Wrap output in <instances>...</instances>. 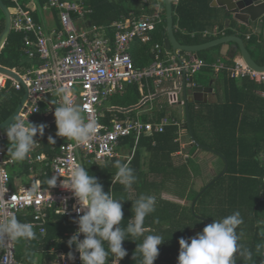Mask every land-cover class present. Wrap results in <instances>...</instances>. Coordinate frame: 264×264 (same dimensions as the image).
<instances>
[{
  "label": "trees",
  "instance_id": "trees-1",
  "mask_svg": "<svg viewBox=\"0 0 264 264\" xmlns=\"http://www.w3.org/2000/svg\"><path fill=\"white\" fill-rule=\"evenodd\" d=\"M4 2L8 7L11 6L10 0H4ZM130 2L138 3L141 0H87L89 6L93 8V13L89 15V24H108L132 11L140 15L150 5L149 2L144 1L142 9L128 8L127 3ZM212 2L213 0H179L176 3L173 0L174 28L179 41L188 45H199L237 33L235 30L234 32L230 29L225 30V20L232 15L226 10L224 11L227 13H223L221 9L212 6ZM39 4L47 6V0H39ZM32 14L36 20H40L37 14L34 12ZM166 25L159 26L152 33L150 42L144 43L136 40L133 43L131 55L136 68H143L150 64L154 57L152 49L156 44L165 45L168 35ZM5 26V17L0 9V35ZM216 27L220 29L217 35L203 36L204 31L214 32ZM252 28H248L250 35L245 31L242 38L253 58L263 65V35L258 31L255 33ZM24 36L23 32L11 31L6 45L0 52L1 65L16 68L20 72H24L26 67L31 66L25 52ZM220 48L221 46H217L197 53L187 52L185 56L190 58L198 56L208 63L221 59L226 64H231L232 60L229 58L213 55L212 52H220ZM213 73V70L207 67L198 72V77L194 78L197 86L207 87L211 84L218 96L216 102L189 103L188 112L194 139L187 126V108L183 105L185 107L183 111L182 105L171 103L168 93H161L164 92L163 90L156 92L152 80L149 88H145V93L148 94L151 88L152 92H156L154 95L160 94L157 98L152 97L137 110L127 113L111 111L110 108L105 110L107 120L114 116L120 118L129 116L135 120L140 119L154 124L159 123L162 118L173 120L162 132L132 133L120 141L121 145L124 144L130 149L135 148L131 166H129L136 177L131 188H126L115 179L117 168L114 165L118 161L116 158L105 164L88 163L84 165L90 175L98 178L105 192L109 191L115 199L125 200L122 202L124 219L120 225L123 229H126L129 222L134 219L132 205L141 195L168 193L185 201V203H177L173 200L162 199L160 203L155 204V211L145 218L144 236L160 235L165 240L158 246L160 252L154 264H178L180 238L189 239L196 233L202 232L203 228L215 219L222 220L237 211L243 220L237 228L239 243L251 252L250 259L236 256L237 264H264V84H258L249 78H243L238 82L239 80L230 78L226 70H219L216 78H213ZM175 86L174 82L166 81L163 87L170 89ZM23 89L4 90L0 98V123L8 119L16 110L23 98ZM142 100L143 93L139 85L130 84L127 85L123 94L110 97L107 104L128 108ZM42 107L43 111L50 108L48 103H43ZM38 116L35 115L33 118V122L37 125H39ZM44 119H40V124H46V128L56 134L55 121L46 123ZM182 120H186V130L188 128L185 136L178 134L179 126L174 123V121L181 122ZM195 129H199L200 137L197 136ZM55 134L41 137L42 143H46L50 148L54 147L52 151L50 149L52 158L59 153L61 145L66 141L65 139L63 142V138ZM49 136H52L55 142H49ZM182 136L192 144L189 153H186L188 158H183L182 153L178 154L182 151V141H184V138L181 139ZM4 145L7 155L10 156L7 151L9 141ZM200 148L210 151L222 160L223 169L214 178L223 172L225 160L228 161L227 172L211 185L208 184L214 178L203 186L198 185L200 182L203 183V171L193 155ZM144 153L147 165L145 169L141 168ZM28 162L29 156L23 162H16L14 166H24V170L30 174ZM9 170L11 183L15 186L13 169ZM39 172H43L41 174L43 180L46 178L49 180V167ZM47 182L44 181V184L46 185ZM194 201L196 204L193 208ZM199 202L201 204L198 207ZM200 206L202 212L199 211ZM69 219L67 216L48 210L46 234L41 236L40 232L35 230L34 239H22L32 251L27 254L28 256L18 254V258L22 259L25 264H34L35 251H40L43 255L42 264H52L60 249L66 251L73 249L75 245L70 249L67 243L69 237L66 236V233L72 230ZM144 236L134 238L129 235L126 237L123 246L128 254L120 261V264H142V255L136 248L137 244L143 241ZM104 246L107 249L106 243ZM108 259H113L111 253ZM106 264L109 263L106 262Z\"/></svg>",
  "mask_w": 264,
  "mask_h": 264
},
{
  "label": "built area",
  "instance_id": "built-area-1",
  "mask_svg": "<svg viewBox=\"0 0 264 264\" xmlns=\"http://www.w3.org/2000/svg\"><path fill=\"white\" fill-rule=\"evenodd\" d=\"M145 1L150 5L142 14L137 15L132 11L111 23L97 25L89 24L93 8L87 0H47V7L57 11L59 20L58 27L47 28L44 22L35 19L33 11L21 0H10L11 6L8 8L11 12V30L25 34V52L29 62H32L24 72L11 68L21 76L29 89L27 102L15 121L23 119L25 123H34L35 115L49 116L53 111L52 105L56 108L62 102L56 89L64 86L72 96L74 105L82 109L85 122L96 121L97 132L84 145L77 146L75 141L67 139L52 160L42 154L29 155L31 171L34 170V163L39 162L50 168L49 179L53 175H62L55 187H51L48 182L45 185L42 175H39L30 185L14 189L9 173V167L14 161L7 155L4 145L8 141L7 135L0 130V205H6L0 206V224L9 215H16L23 222L20 218L31 214L33 221L29 223L37 226L41 236H44L50 210L70 218L72 230L66 236L70 238L73 235L78 227L73 222V217H77L75 208L78 203L71 192L60 185L71 169L88 163H106L116 155L123 138L132 133L162 132L173 122L162 118L159 123L154 124L129 116H114L107 120L105 110L113 107L107 104L108 99L123 94L127 85L138 84L143 97L150 99L157 90H168L170 102L183 105L185 100L180 99L175 90L184 87V79L190 89L197 87L194 74L207 67L213 70L214 78L219 70H226L230 78H249L258 84H264V70L252 68L241 55L234 56L231 64H226L221 59L208 63L204 58L180 55L179 51L174 52L160 44L153 47L154 57L150 64L136 68L131 55L133 43L136 40L150 42L152 33L167 23L166 0ZM32 4L35 10L39 0ZM217 34V31L203 32L204 37ZM151 80L156 92H152L150 88L147 94L145 88H149ZM166 81L174 82L176 89H164ZM8 88L21 90L24 86L19 80L0 73V92ZM76 88L80 92H76ZM46 102L52 105H49L48 111H43L42 104ZM174 123L182 129L181 134L187 131L186 120ZM38 135L39 133L34 137L37 140L34 148L40 145ZM80 238L83 239V234ZM70 251L75 254V260L68 258ZM70 251L60 249L52 264H82L75 247ZM107 262L113 264L112 259ZM0 264H25L18 258L16 240L0 238Z\"/></svg>",
  "mask_w": 264,
  "mask_h": 264
},
{
  "label": "clouds",
  "instance_id": "clouds-1",
  "mask_svg": "<svg viewBox=\"0 0 264 264\" xmlns=\"http://www.w3.org/2000/svg\"><path fill=\"white\" fill-rule=\"evenodd\" d=\"M238 53L233 56H242L240 52ZM56 94L62 100L54 112L56 135L75 141L77 146L87 144L97 132L96 121L85 122L82 109L74 105L66 87H58ZM46 127L44 123L39 125L25 123L23 119L3 127L2 130L9 141L7 151L11 159L15 162L26 160L37 142L34 137L37 133L43 137ZM48 140L55 142L52 136H49ZM114 166L117 168L115 179L126 188H131L136 179L133 169L128 163L120 161H116ZM59 176L62 175H53L48 180L51 187L57 185ZM60 185L70 191L78 203V207L75 208L77 217H73V222L77 223L78 227L67 241L69 248L75 245V251L79 253L82 264H106L110 253L113 264H119L128 254L123 246L126 237L144 236V221L155 211L156 198L151 195H141L135 200L132 205L134 219L129 222L126 229H123L120 225L124 219L122 202L125 200L115 199L109 191L105 192L98 178L90 175L84 166H74ZM0 206L6 207V205ZM242 223L243 220L237 211L222 220L215 219L214 222L206 225L202 232L196 233L189 239L180 238L178 264H237L236 256L250 259L251 252L239 243L237 228ZM81 234L83 239L80 238ZM35 235L33 225L21 222L16 215L7 216L5 222L0 224V238L34 239ZM164 241L160 235L144 236L143 241L137 244L136 248L142 255V264H154L160 252L158 246ZM105 242L107 249L104 246ZM68 258L75 260L76 257L70 251Z\"/></svg>",
  "mask_w": 264,
  "mask_h": 264
},
{
  "label": "water",
  "instance_id": "water-1",
  "mask_svg": "<svg viewBox=\"0 0 264 264\" xmlns=\"http://www.w3.org/2000/svg\"><path fill=\"white\" fill-rule=\"evenodd\" d=\"M213 5L216 7H221L225 9L228 13H230L236 21L240 22V24L247 25L249 28L254 25L257 26V31L263 35L264 40V0H215L213 2ZM0 9L2 10L6 26L4 31L0 35V52L6 45L9 36L11 34V12L7 6V4L4 2V0H0ZM166 17H167V38L165 39V45L168 49H172L174 52L179 51L180 55H185L187 52L197 53L200 51H204L213 47L221 46V54L225 57L228 55L233 56V54L240 52L245 59V61L254 69L257 70H264V64H259L251 55L249 50L246 47L245 40L239 35H225L223 37L216 38L214 40H211L209 42L199 44V45H188L184 44L181 41L178 40L175 33L174 28V8H173V0H166ZM0 73L8 75L9 77L13 79L19 80L23 86H24V95L17 106L16 110L13 112V114L6 119L4 122L0 123V130L3 129L6 125H10L13 123L21 114L25 103L27 102V99L29 97V89L27 85L24 83L21 76L11 69L10 67L4 66L0 64ZM192 79V78H190ZM184 85V91H185V100H186V108H187V126L189 128L191 136L194 138V134L191 127V121L189 117V103L190 102H199V103H208V96L209 93H213V87H195L192 89L193 93L188 95L187 92V82L184 79L183 80ZM176 93L179 92V90H175ZM162 94L169 93V91L161 92ZM158 95H154L153 98H156ZM150 98L145 97L140 103L130 106L128 108H120V107H112L110 108L111 111H119L122 113H127L133 110H137L140 108L144 103H146ZM52 113L46 117V120L48 122L55 121V106H53ZM228 170V161L225 160V168L223 172H221L217 178H214L212 182H210L208 185H211L214 183L217 179L221 178ZM196 204V201L192 203V206L194 208Z\"/></svg>",
  "mask_w": 264,
  "mask_h": 264
},
{
  "label": "crops",
  "instance_id": "crops-1",
  "mask_svg": "<svg viewBox=\"0 0 264 264\" xmlns=\"http://www.w3.org/2000/svg\"><path fill=\"white\" fill-rule=\"evenodd\" d=\"M145 0H141V2H138V3H127V7L128 8H143V6H144V4H145V2H144ZM215 0H213V2H214ZM213 2L211 3V5L212 6H214L213 5ZM216 7V6H215ZM217 8H219V9H221V11H223V13L224 12H226V11H224L225 9H223V8H221V7H217ZM51 9V8H50ZM52 11H54L55 13H56V16L58 17V13H57V11L55 10V9H52ZM227 13V12H226ZM39 21H42V22H44L43 21V17L42 18H40V20ZM59 21V20H58ZM225 24H226V26H225V30H227V29H230V30H232L233 32H234V30L242 37L243 35V33L246 31V33L248 32V34L250 35V31L248 30V26L247 25H241L240 24V22H238V21H236L235 19H233V17H231L230 16V18H228V19H226L225 20ZM102 25V24H101ZM59 26V22H58V24L55 26V27H58ZM252 27V26H251ZM54 28V27H53ZM253 31H255V33H256V31H257V26L256 25H254L253 26ZM220 29H218V27H216L215 28V31H219ZM237 33H235V34H228V35H236ZM213 53V55H219V57H225L224 55H222L221 54V48H220V52L219 51H213L212 52ZM239 54V53H238ZM221 55V56H220ZM234 55V54H233ZM227 58H229L230 60H232L233 59V57L234 56H231V55H228V56H226ZM30 63H32V62H30ZM214 74V73H213ZM213 78H214V75H213ZM213 83V82H212ZM176 87V86H175ZM182 88L181 89H177V90H179V92L177 93V96L178 97H182V99H184L185 100V91H184V87L183 86H181ZM201 87V86H200ZM207 87H213V86H211V84H208L207 85ZM203 88H205V87H203ZM174 89H176V88H174ZM3 92H5V91H2V92H0V98H1V95L3 94ZM187 92H188V95L189 94H192L193 93V91H192V89H190V86H188L187 85ZM154 96V95H153ZM157 98V97H156ZM143 99H144V97H143ZM217 99H218V96H217V93H216V91H215V88L213 87V93L211 94V93H209V96H208V102H216L217 101ZM1 100V99H0ZM46 103H48V105H52V103H49V102H46ZM140 103V102H139ZM182 104H180V105H178V106H181ZM185 107H186V100H185V103L183 104ZM183 105L181 106V108H182V110L184 111V109H185V107H183ZM43 107L45 108L46 106H45V104L43 105ZM42 107V108H43ZM114 107V106H113ZM43 108V109H44ZM45 111H48V108H46L45 109ZM52 113V112H51ZM83 116V115H82ZM44 119L45 120V122L46 123H52V122H48L47 120H46V117H42V116H38L37 117V120H38V123L40 124V119ZM54 122V121H53ZM14 123V122H13ZM34 124H36V123H34ZM37 125V124H36ZM179 128V127H178ZM47 130V131H46ZM50 129H47V128H45V132H44V135H47V134H52V135H54L55 133L54 132H51V131H49ZM181 131H182V129H180L179 128V132H178V134H180V135H186L187 134V131H188V128H187V131L186 132H184V133H182L181 134ZM56 132V131H55ZM144 134V133H143ZM43 135V136H44ZM56 135V134H55ZM184 135V136H185ZM61 138H63V142H64V140L66 139L67 140V138H65V137H61ZM184 137L182 136V138L181 139H183ZM38 139H39V141H41L40 142V145L39 146H36L35 148H33V150L30 152V154L29 155H37V154H42L44 157H46V158H48V159H53L52 158V150H53V146L50 148V147H48V145L46 144V143H42V140H41V136L40 135H38ZM124 139V138H123ZM186 139V138H185ZM185 139H184V141H182V151L181 152H178V154H180V153H182L183 155V158H188V154H186V153H189L188 151L190 150V148H191V146H192V144L189 142L188 143V141H185ZM194 139V138H193ZM192 142H194V140L192 141ZM123 144V143H122ZM50 149H51V151H50ZM48 152H51L50 154L48 153ZM198 152H200L201 154L202 153H207V154H209V155H212V156H214V158L212 159V161L210 162V161H207L208 163H209V165L211 164V166H215V167H217V165H218V163L219 162H221L222 163V160L220 159V158H217L214 154H212L210 151H204V150H202L201 148L200 149H198L196 152H195V154H197ZM134 153H135V148L134 149H130L128 146H126V145H119V147L117 148V152H116V155L113 157V158H111L109 161H111L112 159H114V158H116V160H118V161H120V162H124V163H128L129 164V166H131V161H132V159H133V156H134ZM195 154L193 155L194 156V159H196V161L198 162V164L202 167V171H203V177H202V180H203V183L204 182H206V183H209L216 175H214L212 178H211V180L210 181H207V179H208V173L205 171V168H204V165L202 164V162L200 161V160H198L197 158V156H195ZM145 160H146V158H145V153L143 154V156H142V160H141V168H143V169H145V166H147L146 164H145ZM185 160H188V159H185ZM218 160V161H217ZM108 161V162H109ZM16 162L14 161V163L9 167V169H13L12 170V172L14 173V175H15V178H14V185L15 186H13V184L11 183V185H12V187L14 188V189H19V188H21V187H23V186H27V185H30L31 183H33L34 181H35V179H36V177L37 176H39V175H41L43 172H39L40 170H42V169H44L45 168V170H46V166H45V164H41V163H39V162H36V163H34V170L33 171H31V166H30V168H29V171H30V174H27V172H26V170H24L25 169V167L24 166H21V165H18V166H14V164H15ZM29 164V163H28ZM101 164H105V163H101ZM30 165V164H29ZM223 166L224 165H222V169H223ZM221 169V170H222ZM23 170H24V172H23ZM37 170V171H36ZM9 173H10V170H9ZM48 179H49V177H48ZM24 180H28V181H30L29 182V184H20V185H18L16 182L18 181V182H21V181H24ZM43 182H44V180H43ZM203 183H201L200 182V186H203L204 184ZM146 196V195H145ZM148 196V195H147ZM151 196H154L155 198H156V203H160V201L163 199V200H173V201H175V202H177V203H185V201H182L180 198H178V197H173V194H168V193H163V195H158V194H154V195H151ZM24 223H29V222H31V221H33V217H32V215L31 214H29L26 218H20ZM33 230L35 231V230H38L39 231V228L37 227V226H33ZM47 232V231H46ZM39 233V232H38ZM26 245V244H25ZM26 247L27 248H29V246H27L26 245ZM39 253H41L40 251H38ZM42 254V253H41ZM39 256H36V259H35V261H34V264L36 263V264H38V261H39ZM40 263L42 264V260L40 261ZM110 264V263H109Z\"/></svg>",
  "mask_w": 264,
  "mask_h": 264
},
{
  "label": "rangeland",
  "instance_id": "rangeland-1",
  "mask_svg": "<svg viewBox=\"0 0 264 264\" xmlns=\"http://www.w3.org/2000/svg\"><path fill=\"white\" fill-rule=\"evenodd\" d=\"M21 1H22V3L24 5L30 7V9L35 14H37L39 18H42L43 17L44 24L46 25L47 28H53V27H55L58 24L59 21H58V17L56 16V13L54 11H52V9H50L49 7H47V6H41L40 4L39 5L37 4L36 9L34 10L32 3H33V1H36V0H21ZM209 31L211 32V30H209ZM247 42H249V41H247ZM195 77H198V73L194 74V78ZM238 82H240V80ZM76 92H80V89L76 88ZM118 95H120V94H118ZM115 96H117V95H115ZM195 130H196L197 136L200 137V131H199V129H195ZM185 141H188V139L186 138ZM195 156H197L198 157L197 159L202 162V164L204 165L205 171L208 173V179H207V181H210L211 178L214 175L218 174L221 171L222 165H223L221 162L218 163L217 167H215V166L213 167V166H211V164L209 165V163L207 162V161H210L211 162L212 159L214 158V156L209 155L207 153H202L201 154L200 152H198L197 154H195ZM44 181L47 182L48 181L47 178ZM29 182L30 181H28V180H24V181H21V182H18L17 181L16 183L18 185H20V184H29ZM205 183L206 182H204L203 184H205ZM198 185L200 186V183ZM200 204H201V202L198 203V207H199ZM199 211H201V206H200ZM16 245H17V254H19V255L28 256L27 254L30 253V251H32L31 248H27L26 247V245H25V243L23 242L22 239L16 240ZM36 256H39L40 257L39 258V261H38V264H41L40 261L42 260L43 255L41 253L35 251V259H36Z\"/></svg>",
  "mask_w": 264,
  "mask_h": 264
}]
</instances>
